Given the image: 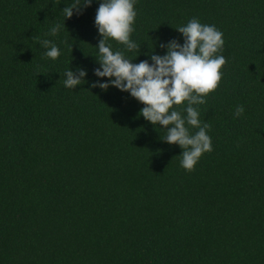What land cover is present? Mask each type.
<instances>
[{"label": "trees", "instance_id": "obj_1", "mask_svg": "<svg viewBox=\"0 0 264 264\" xmlns=\"http://www.w3.org/2000/svg\"><path fill=\"white\" fill-rule=\"evenodd\" d=\"M71 3L0 0V264H264V0H136L140 52L110 40L151 63L194 17L223 32L221 83L198 106L213 151L193 171L130 93L91 86L109 79L94 75L100 0L66 19Z\"/></svg>", "mask_w": 264, "mask_h": 264}, {"label": "clouds", "instance_id": "obj_2", "mask_svg": "<svg viewBox=\"0 0 264 264\" xmlns=\"http://www.w3.org/2000/svg\"><path fill=\"white\" fill-rule=\"evenodd\" d=\"M92 2L73 0L63 8V14L70 19L74 10L79 14L82 7H89ZM135 4L136 0H100L95 15V27L102 37L96 46L100 67L94 70V75L109 79L105 83L93 82L91 86L105 91L111 86L130 93L144 105L139 115L167 130L162 140L183 150L180 166L193 171L202 155L213 151L208 134L211 125L201 121L198 106L207 103L209 93L215 92L221 83V69L227 63L219 54L223 51L224 34L215 25L202 24L194 17L186 25L175 28L183 35V44L173 39L160 45L167 49L166 54H150L151 63L149 60L133 63L126 51L140 52V45L130 38L138 15ZM63 27L65 23H57L49 34L56 36ZM110 40L122 44L126 51H114ZM39 44L48 49L45 53L48 58L55 60L61 55L51 41L41 40ZM64 76V86L74 89L85 81L87 72L82 68L68 69ZM174 106L182 107L178 110ZM244 112V106L237 105L234 116L239 118Z\"/></svg>", "mask_w": 264, "mask_h": 264}]
</instances>
